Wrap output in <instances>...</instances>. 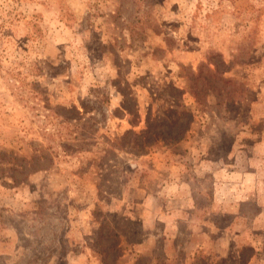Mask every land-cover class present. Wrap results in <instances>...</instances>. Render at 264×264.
<instances>
[{
    "label": "rangeland",
    "instance_id": "obj_1",
    "mask_svg": "<svg viewBox=\"0 0 264 264\" xmlns=\"http://www.w3.org/2000/svg\"><path fill=\"white\" fill-rule=\"evenodd\" d=\"M0 264H264V0H0Z\"/></svg>",
    "mask_w": 264,
    "mask_h": 264
},
{
    "label": "crops",
    "instance_id": "obj_2",
    "mask_svg": "<svg viewBox=\"0 0 264 264\" xmlns=\"http://www.w3.org/2000/svg\"><path fill=\"white\" fill-rule=\"evenodd\" d=\"M191 171V170H190Z\"/></svg>",
    "mask_w": 264,
    "mask_h": 264
}]
</instances>
